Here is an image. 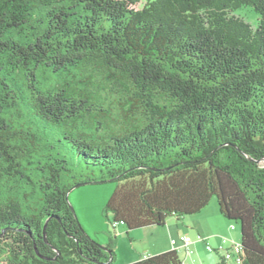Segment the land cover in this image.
Instances as JSON below:
<instances>
[{"label": "trees", "instance_id": "1", "mask_svg": "<svg viewBox=\"0 0 264 264\" xmlns=\"http://www.w3.org/2000/svg\"><path fill=\"white\" fill-rule=\"evenodd\" d=\"M86 180L126 233L215 196L264 264V0H0V264H114L70 207Z\"/></svg>", "mask_w": 264, "mask_h": 264}, {"label": "rangeland", "instance_id": "2", "mask_svg": "<svg viewBox=\"0 0 264 264\" xmlns=\"http://www.w3.org/2000/svg\"><path fill=\"white\" fill-rule=\"evenodd\" d=\"M238 13L242 15V17L252 25H255L257 23L258 16L256 11L252 7L246 6L244 8H239ZM76 178L79 179L78 176ZM73 180V178H69L70 182ZM115 185L116 184L114 182H105L100 184L88 183L73 188L68 193V201L75 210L76 218L79 220L81 225L84 227V230L91 236V238L97 241L100 245L107 243L109 237L115 233L117 244L115 246L116 258L114 264H123L121 262H125L130 256H132L133 253L137 254L142 253V251H145L142 254L145 257L147 255H153V253H149V250L147 249V247L149 248V244H151V241L146 240V237L144 238L143 231H141L143 230V228L146 227L131 229L128 231V233H126L127 228L123 223L117 222L118 227L113 229L110 223L106 220L105 203L107 202V200H109L115 188ZM217 203V198L215 196H212L210 202H208L199 213L194 215H185L180 218H177L174 215L169 216L166 219L167 225L165 224V226H154L157 229L155 230V234L158 237L159 243L163 242L165 244L167 240L169 242V224H177L178 230L182 231L185 230L183 226L189 224L191 220L201 218L202 223H209L211 226H214L215 217L217 216L221 217L222 220H224L227 224L233 223L235 225L236 237L234 238V241L240 242V229L238 224H236V222H232L228 219H225L219 212ZM107 216L111 218V213L107 214ZM119 224L121 226H119ZM176 227L175 229L177 230ZM119 229L123 231L120 232ZM130 231L140 232L139 235L136 236L137 239L134 240V238L131 237V235L129 234ZM181 231L177 232L178 235L181 234ZM219 242L220 241L214 243L209 241L208 244L210 245V247L215 248L219 246ZM206 243H204L205 246ZM205 246L202 250L200 259L197 258V260L194 261L185 260V264H216L217 261H219L220 259L221 252H217L214 250L208 252ZM155 248L160 247L156 246ZM237 249H235V257H237L238 255ZM177 254L180 257V255H183V251L179 249Z\"/></svg>", "mask_w": 264, "mask_h": 264}, {"label": "crops", "instance_id": "3", "mask_svg": "<svg viewBox=\"0 0 264 264\" xmlns=\"http://www.w3.org/2000/svg\"><path fill=\"white\" fill-rule=\"evenodd\" d=\"M183 224V223H182ZM167 225V224H166ZM119 226H121L119 224ZM172 226V227H171ZM177 226V227H176ZM118 226H116L117 228ZM177 228V230L175 229ZM185 230H178V225L177 224H169V242L164 244L163 242L159 243L158 237L155 234V230H157L154 226H147L146 228H143V233H144V238L146 237V240H150L151 244H149V253H159L161 251H167L171 249V244H170V238L171 237H177L182 234H186L190 238V245L189 247L191 248L192 252L190 255H186L183 251V255H180L181 261L186 262L187 260L189 261H194L200 259V256L202 254V250L204 248V243H208L209 241L211 242H222L223 238H227L229 240H235L234 238L236 237V229H231L230 224H227L224 220H222L221 217H215V225L211 226L209 223H202L201 218H196L194 220H191L189 224H186L183 226ZM120 230V229H119ZM123 230H120L122 232ZM178 231H181V234L178 235ZM140 232L137 231H130L129 234L131 237L137 239V235H139ZM200 235L203 239L199 240L197 236ZM238 243V242H236ZM154 246V248H153ZM156 246H159L160 248H155ZM154 249V250H153ZM146 250V249H144ZM238 251V249H237ZM145 251H142V253H137V254H132L125 262H121L123 264H129L130 262H134L140 258H144L145 256L142 255ZM186 260V261H185Z\"/></svg>", "mask_w": 264, "mask_h": 264}, {"label": "built area", "instance_id": "4", "mask_svg": "<svg viewBox=\"0 0 264 264\" xmlns=\"http://www.w3.org/2000/svg\"><path fill=\"white\" fill-rule=\"evenodd\" d=\"M117 222H113V226H116ZM231 229H235V225H230ZM197 238L202 240L203 238L198 235ZM170 246L172 249L176 250L177 252L179 249L183 250L186 255H190L192 250L189 247L190 245V238L186 234L179 235L177 237L170 238ZM239 242L229 240L227 238H223L222 242L219 246L212 248L208 243H206L205 248L208 252L210 251H217L221 252V257L223 259L224 264H240L243 261L242 257H235V249L240 248ZM182 264H185L182 262Z\"/></svg>", "mask_w": 264, "mask_h": 264}, {"label": "water", "instance_id": "5", "mask_svg": "<svg viewBox=\"0 0 264 264\" xmlns=\"http://www.w3.org/2000/svg\"><path fill=\"white\" fill-rule=\"evenodd\" d=\"M88 183L96 184V183L93 182L92 180H86V181H83V182H78V183L73 184V185L68 189V193H69L73 188H75V187H79V186H82V185H84V184H88ZM70 207H71V209H72L73 211H75L74 208H73L71 205H70Z\"/></svg>", "mask_w": 264, "mask_h": 264}, {"label": "clouds", "instance_id": "6", "mask_svg": "<svg viewBox=\"0 0 264 264\" xmlns=\"http://www.w3.org/2000/svg\"><path fill=\"white\" fill-rule=\"evenodd\" d=\"M118 224V223H117ZM117 224H116V226H117ZM231 225V224H230ZM116 226H114L115 228H116ZM172 249V248H171ZM185 263V262H184Z\"/></svg>", "mask_w": 264, "mask_h": 264}]
</instances>
